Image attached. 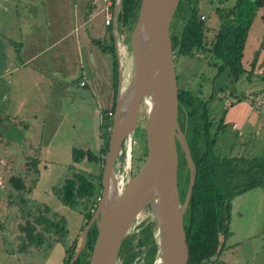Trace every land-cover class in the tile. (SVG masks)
<instances>
[{
	"label": "trees",
	"instance_id": "trees-1",
	"mask_svg": "<svg viewBox=\"0 0 264 264\" xmlns=\"http://www.w3.org/2000/svg\"><path fill=\"white\" fill-rule=\"evenodd\" d=\"M114 2L115 0H113V8ZM200 3V0H180L179 4L182 21L181 56L183 62L187 61L190 64L192 62L193 68L199 67L197 73H194L191 67V79L198 82V89L194 91L192 88L185 87L180 94L181 107L178 123L185 135L196 168L195 183L184 214L183 225L189 250L188 264H215L228 250L227 241L231 236L233 200L251 189L264 187V157L254 159L221 157L215 149L217 141L228 128L227 113L247 98L244 93L237 92L236 84L241 76L248 74L243 65V58L248 32L253 22L251 11L264 8V0H253L250 6L248 0L214 1L213 11L218 19V26L210 40L207 36L208 14L201 11ZM139 5L140 0L122 1L117 18V31L125 35V41L129 40V34L136 23ZM91 44L110 56L114 96L111 108L102 110L100 113L102 143L98 152L94 153L90 149H73L71 152L70 170H74V165L86 162L97 165L98 174L83 170L74 171L64 180L58 191L62 206L78 211V214L83 217L84 222L80 227L81 235L101 196L104 158L108 149L118 89V62L112 25L107 27L103 38L92 40ZM202 64H205L208 71L204 70L199 74V70L205 67ZM186 68L184 66L185 72L189 71V69L186 71ZM209 73L213 74L208 78ZM79 81V78L75 80L77 83ZM227 101H229L228 106L223 107L222 105ZM219 109H221V116L217 119L216 114ZM186 126L188 131L185 130ZM178 152L177 180L180 202L183 203L189 184V171L179 147ZM144 154L145 152L140 158ZM28 160L33 163L39 161V159ZM8 183L18 193L25 190V182L19 176H12ZM26 193H30V190ZM24 196L21 194L18 198L23 202ZM23 204L27 205L26 202ZM39 215L31 216V221L26 220L25 225L20 227L24 235V245L38 246L42 244L44 233L52 234L55 236L53 242L61 244L64 249L62 264H69L78 250L81 235L77 234L69 240L70 231L65 219L57 220L56 215L52 219L47 218L46 214ZM36 225L43 226V229L38 230ZM144 225L146 226L144 232L150 237L154 232L155 224L145 221L139 227ZM96 235V227L92 225L88 232L86 246L74 264H88ZM132 238L133 234L126 241L121 264L132 262L131 259L125 261ZM150 243L153 245L154 240ZM152 248L154 255L155 246Z\"/></svg>",
	"mask_w": 264,
	"mask_h": 264
},
{
	"label": "rangeland",
	"instance_id": "rangeland-1",
	"mask_svg": "<svg viewBox=\"0 0 264 264\" xmlns=\"http://www.w3.org/2000/svg\"><path fill=\"white\" fill-rule=\"evenodd\" d=\"M39 1L43 0H0V67L4 66L12 58H15L16 43L23 42L21 40H26V38L29 41L30 35L28 36L27 33L29 32L28 28L30 25L26 22L24 23L26 18H22L21 13L23 10V13L25 12L24 16H27L24 6L28 2ZM86 1L76 0L77 6L80 7V4L85 5ZM200 1L201 11L208 14L211 19H214L215 14L213 10L214 1L216 0ZM252 1L248 0L249 6ZM45 2L48 3L47 0ZM231 2H234V0H231ZM73 3L74 0H70V5L68 6L71 9V13ZM52 5L55 9V5L51 4V7ZM70 9L67 11L70 12ZM51 10L53 9L51 8ZM257 11L258 15H256L253 23L255 22L257 27L256 32L261 33L259 28H264V15L259 14V9ZM255 12V10L251 11L252 19H254ZM95 23L101 27L103 24L102 13L95 15ZM252 27L254 28V25ZM11 29L13 31L9 37ZM6 32L7 36L13 40V44L15 43L14 46L8 44L4 38ZM104 32L102 34L103 36L105 34ZM250 34L254 35L255 31H252ZM119 37L123 43L121 47L124 58L123 73L125 76H129L131 72L129 40L125 41L126 37L123 34H119ZM262 43L264 44V41ZM25 44L26 42L24 46ZM89 46L87 43L86 47ZM248 46L244 48L243 58V63H245L247 68H249V60L252 58V53ZM262 49L261 53L264 51V45ZM106 62L107 60L104 61V64ZM202 65L205 66V64ZM184 66L187 67L186 71L188 69L189 71L185 72ZM191 67L192 71L197 73L198 66L193 68L192 62L191 64L187 61L182 62L181 89L189 87L196 91L198 89V82L191 79ZM204 70H206V66L201 71L199 70V74ZM25 74H29L33 78L25 82L26 84L23 87H21L22 83H20L19 88H21L22 94L20 96L15 94L13 102L17 106L20 105L21 101L26 102V97L29 99L27 106L31 108L33 114L36 116L33 124L28 125L31 126L30 128L27 126L30 123L27 119L28 112L23 114L22 121H17V124H20L21 127L14 126L11 120V116L14 114L11 110H14V108H10L9 102L7 101L9 97L7 95V89L5 88L7 84L6 82L0 83V264H24V260L27 262L25 257L19 259L17 254L24 245L20 236L23 234L20 227L25 225L26 220L31 221V216L37 217L42 213V216L46 214L47 218L52 219L56 215L57 217L55 218L57 220L65 219L67 227L71 232H73L74 228L75 233L81 235L80 227L84 222L83 217L78 214V211H72L62 206L59 201L58 191L62 187L64 180L70 177L74 171H89L96 175L99 172L97 165L94 166L86 162L74 165L73 171L69 169L73 149H90L94 153L98 152L99 145L97 146V142H99L100 137H96L99 130L98 118L93 111L96 110V103L93 101L94 98L90 101L85 99L82 105L78 101L77 103L74 102L76 100L75 97L71 98L70 95H65L64 97L67 100L63 99V103H60L58 98L57 102V96H52L57 91L51 90V87H55L50 86L53 85V80H51L53 76L51 74L46 75V72L38 71L34 73L28 71ZM212 74L210 75L212 76ZM207 77L209 78V76ZM75 89L78 90L77 87ZM236 89L238 93L241 91L244 92V88L239 85H236ZM249 95L243 101L244 104L249 103L243 107L242 112L239 110L232 111L230 117L233 120H236L238 115L246 114L247 112L252 114L255 112V109H252L253 105L250 102L251 96L249 97ZM69 101H72V103ZM228 103L229 101L225 102L222 106L227 107ZM111 104L110 108L112 106ZM220 116L221 109L217 112L216 118L218 119ZM143 123V114L141 112L139 128L137 129L132 144L131 168L133 171L138 167L142 159L140 157L145 152L146 145L144 142L145 132ZM185 130L188 131V126L185 127ZM39 140H41V143L37 144ZM120 158L121 163L117 165V170H120V175H122L121 172L124 173L125 181L126 174L124 171L123 151L121 152ZM28 159H39V161L33 163ZM12 176H19L24 180L25 190L22 193L16 192L9 185L8 181ZM29 190L30 193H26ZM21 194L25 195L23 202L18 198ZM237 199L239 200L237 208L236 202L234 205L232 204V228H230L236 232V225L238 223L240 231L250 228V231H253V236L241 241V244L238 246L228 248L215 264H264V187L251 189L242 198ZM24 202L27 203L26 206L23 204ZM145 221L147 223H153L152 215L147 217ZM145 230V225L142 227L138 226L132 233L133 238L125 257V261L131 259L132 262L130 264H154L156 261V227H154V232L151 231L152 234L150 237L144 232ZM151 240H154L153 245L150 243ZM152 246H155L154 252H156L154 255L152 254ZM30 260L36 264L42 262L38 256H33Z\"/></svg>",
	"mask_w": 264,
	"mask_h": 264
},
{
	"label": "water",
	"instance_id": "water-1",
	"mask_svg": "<svg viewBox=\"0 0 264 264\" xmlns=\"http://www.w3.org/2000/svg\"><path fill=\"white\" fill-rule=\"evenodd\" d=\"M123 0L114 6L113 38L118 62V89L102 171V191L96 209L83 228L74 264L92 225L97 235L88 264H121L125 244L136 227L152 215L160 264H188L184 214L195 183L196 168L179 123L182 62L180 0H140L137 20L129 36L131 72L123 73L122 44L117 18ZM127 89L124 101L122 90ZM143 114L146 151L133 171L132 144ZM178 147L189 171L184 202H180ZM123 151L125 181L117 165ZM116 194V195H115ZM157 260V258H156ZM155 264V263H154Z\"/></svg>",
	"mask_w": 264,
	"mask_h": 264
},
{
	"label": "crops",
	"instance_id": "crops-1",
	"mask_svg": "<svg viewBox=\"0 0 264 264\" xmlns=\"http://www.w3.org/2000/svg\"><path fill=\"white\" fill-rule=\"evenodd\" d=\"M47 1L48 3L45 0L28 2L24 6L27 16H24L25 12L23 13V10L21 16H23L22 18H26L24 23L26 22L30 25L28 28L29 32L27 33L28 36L30 35L29 41L26 38V40H21L23 42L16 43L15 58H12L4 66L0 67V83L6 82L5 88L9 96L7 101L10 108H14V110H11L14 113L11 117L15 119L11 118V120L14 126L18 128L21 126L17 124V121L23 120L25 112H28L27 119L30 121L27 126L32 125L36 120L33 111L27 106L29 103L27 97L26 102L21 101L20 105L17 106L14 105L13 98L15 94L19 96L22 94L21 88H19L20 83H22L21 87H23L26 84L25 82L33 78L29 74H25L26 72H46V75L51 74L53 76V78L51 77L53 85L50 86H55L51 87V90L57 91L52 95L57 96V102L58 98L60 103H63V99L67 100L64 97L65 95H70L71 98L75 97L76 100L74 102L77 103L78 101L82 105L85 99L90 101L94 98L96 110L93 111L98 118L99 130L96 137H100V113L103 109L107 110L110 108L114 96L112 64L109 54L103 53L99 48L92 46L91 41L101 39L103 31L106 33L107 26L104 25V15L101 27L95 23V15L98 13L104 14L105 3L103 0H87L85 5L80 4V7H78L76 0H74L71 13V9L68 7L70 0ZM51 4L55 5V9L53 5L51 7ZM68 8L70 12L67 11L69 10ZM259 10V14L264 15V8H260ZM257 12H255L253 20L258 15ZM111 25L113 32L114 20ZM253 25L254 28L252 27ZM217 26V17L215 16L214 19H211L208 15L207 36L209 40L215 35ZM250 29L245 45V47L249 45L248 47L252 53V58L249 60V68L243 63L248 74L246 73L241 76L236 85L243 87L244 92H241L245 93L246 96L250 94L249 97L251 96L250 98H252L256 93H261L263 92L261 90H264V51L261 53L264 45L262 43L264 41V28L260 27L261 33H257L255 22H252ZM10 31L9 37L12 35L13 29ZM252 31H255L254 35L250 34ZM4 35L8 44L14 46L15 43L13 44V40L7 36V32ZM250 36L251 38H249ZM248 39L250 40L248 41ZM87 43L91 47H86ZM105 60L107 62L104 64ZM208 76L211 77L210 73ZM77 78L80 79L78 83L75 82ZM81 83H84V86H80ZM72 101L69 102L72 103ZM250 102L252 104V101ZM247 104H244L242 101L227 113L226 124L228 128L215 146L221 157H242L245 159H254L259 156L264 157V106L255 109V112L252 114L247 112L250 114L238 115L236 120L230 117L232 111L239 110L242 112L243 107L247 106ZM28 127L30 128L31 126ZM38 143H41V140ZM101 143L102 140L100 139L97 142V146H101ZM99 146L97 150H99ZM243 196L244 194L237 198H242ZM237 198L232 203L234 205L236 202V208L239 203ZM230 225L232 228V219ZM236 227V232L230 228L231 236L227 241L228 248L238 246L241 244V241L253 236V231H250V228L240 231L238 223ZM36 228L41 230L43 226L36 225ZM248 231L250 232L248 233ZM69 235V240H72L77 235L74 228L73 232L70 231ZM20 236L23 240L24 235ZM43 237L42 244L38 246L23 245L19 250L17 254L18 258L23 259L25 257L27 259V262L24 260V264H36L30 260L33 256L40 257L42 262L37 264H62L64 254L62 245L53 242L54 236L52 234L44 233Z\"/></svg>",
	"mask_w": 264,
	"mask_h": 264
},
{
	"label": "built area",
	"instance_id": "built-area-1",
	"mask_svg": "<svg viewBox=\"0 0 264 264\" xmlns=\"http://www.w3.org/2000/svg\"><path fill=\"white\" fill-rule=\"evenodd\" d=\"M105 3V8L103 9V15H104V25L110 26L113 23L114 20V12L112 11L113 8V0H103ZM121 40V38L119 37ZM121 44L123 45L122 41ZM84 83H81L80 86H83ZM252 105L254 109H259L264 106V92L263 93H256L251 98ZM122 175H120L122 182L124 181V173L121 172ZM126 174V173H125ZM126 178V175H125ZM99 200V199H98Z\"/></svg>",
	"mask_w": 264,
	"mask_h": 264
},
{
	"label": "bare ground",
	"instance_id": "bare-ground-1",
	"mask_svg": "<svg viewBox=\"0 0 264 264\" xmlns=\"http://www.w3.org/2000/svg\"><path fill=\"white\" fill-rule=\"evenodd\" d=\"M126 94H127V89H126V87H125V89L122 90V94H121V97H120V100H121L122 102L124 101ZM121 181H122L121 177H118V178H116V181H113V183H112L113 185H112V187H111V192L114 190L113 187H116V184L120 185V182H121ZM113 193H115V192L113 191V192L111 193L112 196L114 195ZM115 195H116V194H115ZM155 264H160V259H159V257H157V260L155 261Z\"/></svg>",
	"mask_w": 264,
	"mask_h": 264
}]
</instances>
